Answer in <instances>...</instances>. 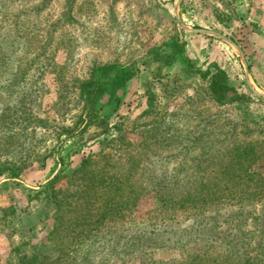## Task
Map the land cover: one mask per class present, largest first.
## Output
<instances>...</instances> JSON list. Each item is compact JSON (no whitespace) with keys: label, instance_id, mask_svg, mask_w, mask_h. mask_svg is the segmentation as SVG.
I'll list each match as a JSON object with an SVG mask.
<instances>
[{"label":"rangeland","instance_id":"rangeland-1","mask_svg":"<svg viewBox=\"0 0 264 264\" xmlns=\"http://www.w3.org/2000/svg\"><path fill=\"white\" fill-rule=\"evenodd\" d=\"M0 264H264V0H0Z\"/></svg>","mask_w":264,"mask_h":264},{"label":"trees","instance_id":"trees-1","mask_svg":"<svg viewBox=\"0 0 264 264\" xmlns=\"http://www.w3.org/2000/svg\"><path fill=\"white\" fill-rule=\"evenodd\" d=\"M91 86H94V88L88 91V100L91 104L96 106L97 100L95 94L102 93L104 86L99 82H91L87 83L85 88ZM208 87L211 95H213L218 102L224 101L227 92L235 91V89L228 84L227 75L224 70H218V72L212 76ZM235 99L244 100L241 96H236ZM58 205L59 198L57 192L55 190L48 191L47 193L45 192L44 196L39 201L36 213L28 214L29 219L31 217L34 224L45 221L48 217V213L54 210Z\"/></svg>","mask_w":264,"mask_h":264},{"label":"water","instance_id":"water-1","mask_svg":"<svg viewBox=\"0 0 264 264\" xmlns=\"http://www.w3.org/2000/svg\"><path fill=\"white\" fill-rule=\"evenodd\" d=\"M194 30L199 31L198 29H194Z\"/></svg>","mask_w":264,"mask_h":264}]
</instances>
